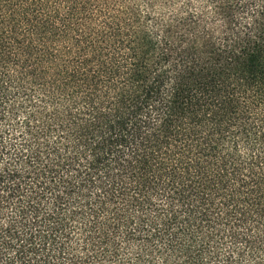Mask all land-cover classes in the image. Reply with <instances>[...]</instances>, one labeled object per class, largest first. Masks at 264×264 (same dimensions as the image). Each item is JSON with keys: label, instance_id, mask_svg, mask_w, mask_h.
<instances>
[{"label": "trees", "instance_id": "obj_1", "mask_svg": "<svg viewBox=\"0 0 264 264\" xmlns=\"http://www.w3.org/2000/svg\"><path fill=\"white\" fill-rule=\"evenodd\" d=\"M0 264H264V0H0Z\"/></svg>", "mask_w": 264, "mask_h": 264}]
</instances>
